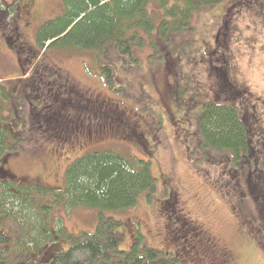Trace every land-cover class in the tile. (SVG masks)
<instances>
[{"label": "rangeland", "instance_id": "1", "mask_svg": "<svg viewBox=\"0 0 264 264\" xmlns=\"http://www.w3.org/2000/svg\"><path fill=\"white\" fill-rule=\"evenodd\" d=\"M4 1L10 5L12 18L5 30H0V80L8 91L16 89L20 80L38 88L44 85L37 99L32 92L21 101L12 99L18 125L23 124L27 132L23 146L36 149L14 157L6 168L21 181L37 179L47 186H60L64 167L75 158L113 152L130 162H146L155 179L154 191L122 212L56 208L52 216L61 221L66 233H93L101 218L111 217L120 223L118 247L122 250H128L139 238L141 244L175 254L178 264H197L196 260L216 264L204 258L208 255L212 259L211 250L198 248L190 254L181 226L186 224L185 228L200 227L217 250L227 253L229 264H264V201L252 196L238 198L234 188L238 186L235 181L240 185L239 178L245 179L247 169H264V8L260 7L264 0H227L204 9L191 19L188 29L168 35L166 40L153 33L148 43L144 41L145 48L133 45L127 57L115 51L96 55L40 50L34 45L36 32L44 22L61 14L62 0ZM13 29L17 38L12 37ZM20 47L29 65H19ZM104 57L106 62L101 59ZM164 64L173 66L171 75L167 80L165 77L166 97L175 96V90H168V86L176 81L184 89L180 102L184 110L174 118L164 113L172 121L158 110L168 108L160 78L154 74ZM104 65L112 69L110 85L101 76L99 67ZM35 75L44 77L43 82L39 78L35 84ZM51 87L57 100L46 99V90ZM63 99L67 104L56 108ZM201 101L235 104L240 109L251 130L249 152L253 159L246 160L250 164L235 171L225 155L213 153L205 157V164L192 162L184 141L189 131L183 127L184 134L182 125L180 129L176 125L184 111V118H194L193 111ZM44 118L76 121L80 130H75L72 140H47L43 120L49 126L51 122ZM98 125L107 128L97 133L92 126ZM142 131L151 133L146 146ZM51 148L55 154L50 153ZM259 175L258 180L264 181V172ZM263 184L254 186L264 189ZM66 245L60 243V247ZM45 252V248L38 252L34 261L45 264ZM217 257L215 254L214 259ZM28 258L13 264H26Z\"/></svg>", "mask_w": 264, "mask_h": 264}, {"label": "trees", "instance_id": "2", "mask_svg": "<svg viewBox=\"0 0 264 264\" xmlns=\"http://www.w3.org/2000/svg\"><path fill=\"white\" fill-rule=\"evenodd\" d=\"M224 1L227 0H62L61 14L39 27L34 45L48 53L55 49L96 55L115 51L120 56L127 57L131 55L133 45L142 48L144 41L148 43L153 33L166 40L168 35L188 29L191 19L202 10ZM260 7L264 8L262 5ZM153 10H157L159 15ZM10 18V5L0 0V30H5ZM12 33V37H18L16 29H13ZM46 43L50 44L45 48ZM22 52L23 47L18 48L19 65H29L31 62L29 63L27 54ZM101 59L107 61L105 57ZM172 67L169 64L159 65L160 69L154 74L165 77ZM99 69L106 84L110 85L112 69L107 65L100 66ZM23 75L21 73L20 76ZM34 77L35 84L40 80L43 82L44 77ZM19 82L20 85H17L16 89L8 91L3 80L0 81V264H13L25 257H29L26 264L31 261L32 264H38L34 259L44 248L45 264H178L175 254L169 251L166 254L162 250L141 244L139 238L135 239L128 250L120 249L117 232L120 223L111 217L101 218L93 233L81 232L74 236L67 234L60 224L61 221L52 216L58 207L64 210L82 208L98 212H122L133 208L138 198L154 191L155 179L146 162H130L129 159L126 160L113 152L86 153L64 167L60 186H47L37 179L21 181L9 167L6 168L14 157L36 149L23 146L27 132L24 131L23 124L18 125V114L12 110L11 105L12 99L21 101L24 95L30 92L33 97L39 98L44 85L39 83L38 88L32 82L28 85L24 81ZM175 85L178 89L181 88L178 81L174 82ZM51 91H54L52 87L46 90V99L57 100L56 92ZM183 94L178 91L174 97H166L172 100V104H169V114L172 118L184 110L180 103L183 102ZM63 100L56 108L67 104V100ZM198 103V109L193 111L195 117L190 118L191 123L184 118V111L176 125H182V129L178 128L184 134L186 130L189 131L188 138L184 141L192 162L196 165L200 161L204 163L205 157L213 153L225 155L224 158H228L227 163L232 165L235 171L250 164L251 162L246 160L253 159L249 152L251 130L240 109L235 104L224 102ZM193 104L197 105L196 102ZM158 110L165 113L163 109ZM164 115L172 121L167 114ZM44 119L55 121V118ZM43 122L45 129L47 128V140L63 142L59 140L62 139L60 133L49 130L50 126L46 121ZM73 127L69 128L73 133L80 130L76 121ZM183 127L190 129L185 130ZM195 132L197 133L194 134ZM190 144L193 146L188 147ZM194 152H197L195 157ZM50 153H54L53 148ZM253 170L247 169L245 179L239 178L240 185L235 181L238 186L234 188L238 198L252 196L264 201V189L254 186L264 183L258 180L261 177L259 172L263 174L264 169L257 167ZM254 179H257L256 183L249 185ZM254 198L253 200H256ZM185 225L181 226L183 233H186L184 241L190 248V254H194L198 248L211 250L212 259H209L208 255L204 258L222 264L225 259L222 255L225 253L216 249L200 227L188 225L185 228ZM63 241L67 242V245L60 247ZM215 254L218 255L216 259ZM196 263L201 261L196 260Z\"/></svg>", "mask_w": 264, "mask_h": 264}, {"label": "flooded vegetation", "instance_id": "3", "mask_svg": "<svg viewBox=\"0 0 264 264\" xmlns=\"http://www.w3.org/2000/svg\"><path fill=\"white\" fill-rule=\"evenodd\" d=\"M171 75V72H168V75L167 76H165L166 77V80H167V77H169L170 75ZM165 77H164V75L162 76H160V77H158V78H160L159 80H160V82H159V86L161 87V89H162V96H163V98H164V100H165V102L164 103H167L166 105L168 106V108H165L166 110L164 111V112H166V113H170V108H169V104H172V100L171 99H169V98H166V95H165V92H167V91H165L164 90V86H166V84H164L165 83ZM176 86V85H175ZM174 85H172V84H170L169 86H168V90H172V89H174L175 90V95H176V93L178 92V91H180V94H183V92H184V89L181 87L180 88V90L178 89V87L176 88ZM178 89V90H177ZM171 98V97H170ZM190 105H192V104H190ZM189 106V105H188ZM87 117V116H86ZM191 115H189V119H186V121L190 124L191 122ZM84 121H85V119H84ZM83 121V122H84ZM55 123H57L58 125H56V126H54V124ZM75 123V121L74 122H72L71 120H62V119H56L55 121H53V122H51V126L48 128L49 130L50 129H52L53 131H55V132H57V133H60V135H61V137H62V139H59V140H61V141H63V142H65V141H68V140H72V137H71V135H72V133L73 132H71L70 130H69V128H74L73 127V124ZM100 126L98 125L97 127H94V126H92V129H95V130H98L97 131V133H100V132H102V131H105L106 130V128L104 129L103 127L102 128H99ZM109 128V127H108ZM96 133V134H97ZM149 134H151V133H148V132H144V131H142L141 132V136L143 137V140H144V142H145V146L149 143V140H147L148 139V136H149ZM75 138V136L73 137V139ZM135 140H134V142H135V144H137V138L135 137L134 138ZM157 141H159V140H157ZM142 146H144L143 144H141ZM138 147H140V146H138ZM222 257H225V259H223V262H222V264H229V259H228V255L225 253V254H223L222 255Z\"/></svg>", "mask_w": 264, "mask_h": 264}]
</instances>
